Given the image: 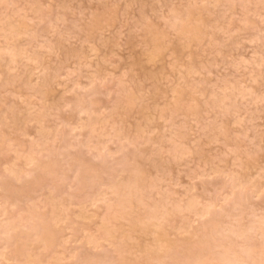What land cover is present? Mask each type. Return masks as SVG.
Instances as JSON below:
<instances>
[{
  "label": "rangeland",
  "instance_id": "374dc122",
  "mask_svg": "<svg viewBox=\"0 0 264 264\" xmlns=\"http://www.w3.org/2000/svg\"><path fill=\"white\" fill-rule=\"evenodd\" d=\"M0 264H264V0H0Z\"/></svg>",
  "mask_w": 264,
  "mask_h": 264
}]
</instances>
